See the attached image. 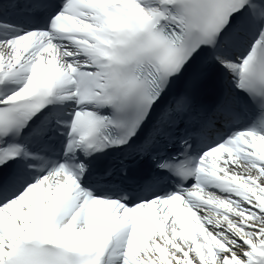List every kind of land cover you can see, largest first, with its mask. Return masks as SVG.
<instances>
[{
    "label": "snow or ice",
    "instance_id": "snow-or-ice-1",
    "mask_svg": "<svg viewBox=\"0 0 264 264\" xmlns=\"http://www.w3.org/2000/svg\"><path fill=\"white\" fill-rule=\"evenodd\" d=\"M0 264H264V0H0Z\"/></svg>",
    "mask_w": 264,
    "mask_h": 264
}]
</instances>
